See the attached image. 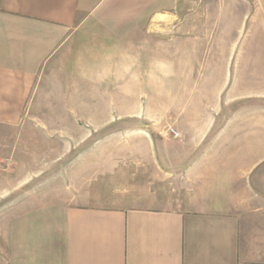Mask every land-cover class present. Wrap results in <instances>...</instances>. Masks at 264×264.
<instances>
[{"label":"crops","instance_id":"crops-1","mask_svg":"<svg viewBox=\"0 0 264 264\" xmlns=\"http://www.w3.org/2000/svg\"><path fill=\"white\" fill-rule=\"evenodd\" d=\"M254 2L251 18H241L235 26L226 22L225 29L264 32V0ZM182 4V0H0V125H17L26 111L53 109L41 107L56 103L50 96H64V110H99L106 96L163 95L170 80L195 78V72L185 71L183 41L169 35L191 25L179 21ZM249 8L242 7L239 14L248 15ZM239 57L244 64L236 71L240 80L248 62L264 63L259 53ZM230 60L232 64L233 56ZM226 78L232 81L233 72H226ZM153 87L160 90H150ZM236 94L229 100L247 96ZM217 121L193 119V126L211 128ZM245 124L235 118L224 125ZM237 136L241 142L243 137ZM207 137L199 135L194 141L187 170L184 155L166 162L170 166L165 173H187L199 181L182 208L71 207L63 231L35 235L31 254L20 250L17 264H264V212L250 211L254 200L247 198L246 187L228 198L218 194V199L203 188L215 170L207 166L212 153L197 146ZM246 149H237L235 167L247 176L262 163L264 150L250 154ZM165 159L170 157H161Z\"/></svg>","mask_w":264,"mask_h":264},{"label":"rangeland","instance_id":"rangeland-1","mask_svg":"<svg viewBox=\"0 0 264 264\" xmlns=\"http://www.w3.org/2000/svg\"><path fill=\"white\" fill-rule=\"evenodd\" d=\"M182 1L179 21L191 25L169 35L183 41L185 71L195 78L170 80L163 95L106 96L99 110H64V96H50L56 103L41 107L53 109L26 111L17 125H0V264H17L20 250L31 254L35 235L62 232L71 207L182 208L199 181L165 173L166 162L184 155L187 170L194 141L203 134L207 140L197 146L212 153L207 166L216 170L203 188L218 199L246 187L254 200L250 211L264 212V159L247 176L235 167L239 146L250 154L264 150V63L248 62L242 79L236 76L242 53L264 56V32L225 29L226 22L235 26L251 18L256 2ZM244 6L250 8L243 17ZM239 92L247 96L229 100ZM210 118L218 120L216 126H193V119ZM235 118L245 126L224 125Z\"/></svg>","mask_w":264,"mask_h":264},{"label":"built area","instance_id":"built-area-1","mask_svg":"<svg viewBox=\"0 0 264 264\" xmlns=\"http://www.w3.org/2000/svg\"><path fill=\"white\" fill-rule=\"evenodd\" d=\"M172 134H173L174 138H176V139L179 137V134L177 132H175L174 130L172 131Z\"/></svg>","mask_w":264,"mask_h":264}]
</instances>
